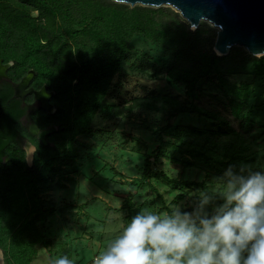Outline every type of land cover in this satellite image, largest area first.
<instances>
[{
	"label": "trees",
	"instance_id": "trees-1",
	"mask_svg": "<svg viewBox=\"0 0 264 264\" xmlns=\"http://www.w3.org/2000/svg\"><path fill=\"white\" fill-rule=\"evenodd\" d=\"M32 12H36L33 15ZM216 30L201 20L191 28L181 15L169 6H145L113 0H0V58L13 60L17 73L31 68L37 84L45 83L54 92L56 115L51 123L57 129L49 134L51 145L36 141L37 150L32 165L23 159V151L14 141H3L9 122L15 120L13 105L3 99L0 117V250L3 264H29L36 254L35 246L46 245L31 215L40 210L39 191L49 188L55 161L72 162L77 153L76 135L91 132L94 117L112 119L119 110L105 96L114 75L119 71L131 37L139 34L170 50L173 63L167 69L169 78L193 92L199 82L210 81L226 96L231 114L245 121L241 113L248 95V82H232L235 73L264 76V55L254 56L241 46H232L225 55L213 50ZM181 62L186 63L182 65ZM149 111L162 112L167 122L157 134L158 145L153 159L164 156L163 136L180 138L214 136L227 133L221 125L216 129L172 124L169 120L187 112L185 101L168 94H156L138 99ZM4 124V126L2 125ZM3 127H6L3 129ZM184 143V141H182ZM232 145V144H231ZM179 153L197 157L204 163L223 162L213 148L189 143L181 147L172 143ZM219 156L236 165L239 151L226 150ZM10 160L2 163L1 154ZM180 165V173L170 177L161 170H151L146 162L145 177L155 178L164 185L182 191L198 187L209 191L203 180H187L183 171L192 163L170 158ZM180 194L178 195V197Z\"/></svg>",
	"mask_w": 264,
	"mask_h": 264
},
{
	"label": "rangeland",
	"instance_id": "rangeland-1",
	"mask_svg": "<svg viewBox=\"0 0 264 264\" xmlns=\"http://www.w3.org/2000/svg\"><path fill=\"white\" fill-rule=\"evenodd\" d=\"M173 60L170 50L139 34L131 37L105 96L119 114L112 119L97 114L92 131L74 138L77 157L72 162L56 159L49 188L39 191L40 210L31 218L47 244H36V254L29 264H53L62 255H67L73 264H92L95 256L105 250L141 208L162 215L176 205L182 211H193L202 190L192 187L178 191L153 177L147 178L146 162L151 170L176 177L181 167L170 158L186 159L192 165L184 169L183 178L203 180L209 191L220 190L216 179L230 166L238 174L242 168L245 175L248 171L264 172V76L252 78L244 73L228 76L232 82L249 83L250 91L241 109L246 120L240 121L231 114L226 96L213 82H199L196 90L189 92L172 81L167 69ZM156 94H168L189 105L187 112L169 120L172 124L202 129L221 125L227 133L207 138L163 136L164 156L153 159L158 130L167 119L162 112L143 108L138 99ZM172 143L182 148L189 143L213 148L219 155L224 148L226 154L236 149L241 158L231 165L227 164L228 158L214 153L223 162L206 164L197 157L179 153ZM30 162L28 157V166ZM222 202L217 197L205 211L211 215ZM0 261L3 264L1 250Z\"/></svg>",
	"mask_w": 264,
	"mask_h": 264
},
{
	"label": "clouds",
	"instance_id": "clouds-1",
	"mask_svg": "<svg viewBox=\"0 0 264 264\" xmlns=\"http://www.w3.org/2000/svg\"><path fill=\"white\" fill-rule=\"evenodd\" d=\"M244 171L230 166L216 179L220 190L200 191L191 212L141 208L92 264H264V172ZM53 264L73 261L62 255Z\"/></svg>",
	"mask_w": 264,
	"mask_h": 264
},
{
	"label": "water",
	"instance_id": "water-1",
	"mask_svg": "<svg viewBox=\"0 0 264 264\" xmlns=\"http://www.w3.org/2000/svg\"><path fill=\"white\" fill-rule=\"evenodd\" d=\"M129 5L169 6L196 28L201 20L216 28L213 50L225 55L241 46L254 56L264 55V0H113ZM52 128L40 132L44 134ZM44 142V141H43Z\"/></svg>",
	"mask_w": 264,
	"mask_h": 264
},
{
	"label": "flooded vegetation",
	"instance_id": "flooded-vegetation-1",
	"mask_svg": "<svg viewBox=\"0 0 264 264\" xmlns=\"http://www.w3.org/2000/svg\"><path fill=\"white\" fill-rule=\"evenodd\" d=\"M13 65V60L4 61L0 58V108L5 107L1 104L2 100L8 99L9 107H12L11 104L14 106L12 114L15 117L9 122L8 128L3 127L6 133L2 140L17 143L23 151L24 162L29 157L32 165L37 150L36 141L51 145L49 134L57 129L56 123L50 122V117L56 115V106L52 101L54 92L45 83H36L35 72L31 68L24 73H17ZM48 128L52 129L44 134L42 140L39 134ZM8 160L9 157L2 153V163Z\"/></svg>",
	"mask_w": 264,
	"mask_h": 264
},
{
	"label": "bare ground",
	"instance_id": "bare-ground-1",
	"mask_svg": "<svg viewBox=\"0 0 264 264\" xmlns=\"http://www.w3.org/2000/svg\"><path fill=\"white\" fill-rule=\"evenodd\" d=\"M0 263H1V261H0Z\"/></svg>",
	"mask_w": 264,
	"mask_h": 264
}]
</instances>
